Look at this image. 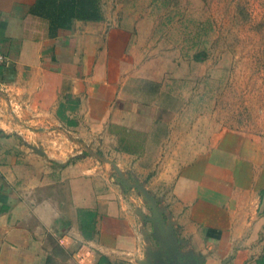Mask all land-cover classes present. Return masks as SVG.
<instances>
[{
	"label": "crops",
	"instance_id": "crops-1",
	"mask_svg": "<svg viewBox=\"0 0 264 264\" xmlns=\"http://www.w3.org/2000/svg\"><path fill=\"white\" fill-rule=\"evenodd\" d=\"M104 1L85 20L63 0H0V264H75L84 243L96 260L148 264L165 248L136 183L183 257L264 264V135L229 130L144 163L128 148L148 131L127 91L129 29L108 23Z\"/></svg>",
	"mask_w": 264,
	"mask_h": 264
},
{
	"label": "rangeland",
	"instance_id": "rangeland-1",
	"mask_svg": "<svg viewBox=\"0 0 264 264\" xmlns=\"http://www.w3.org/2000/svg\"><path fill=\"white\" fill-rule=\"evenodd\" d=\"M103 5L108 23L129 29L124 73L137 77L127 91L145 108L139 122L148 131L128 148L144 163L160 151L193 155L229 130L264 135V0Z\"/></svg>",
	"mask_w": 264,
	"mask_h": 264
},
{
	"label": "water",
	"instance_id": "water-1",
	"mask_svg": "<svg viewBox=\"0 0 264 264\" xmlns=\"http://www.w3.org/2000/svg\"><path fill=\"white\" fill-rule=\"evenodd\" d=\"M35 149V147H32ZM37 150V149H36ZM39 152V150H37ZM116 172L121 176L118 168L114 166ZM124 180V179H123ZM125 181V180H124ZM140 192L143 193L145 198L152 204L156 210V216L150 219L153 223V232L155 239L159 241L160 247H164V251H158L152 254V261L148 264H197L195 258L183 257L178 249V244L175 241L173 230L170 227H165L164 220L161 216V212L157 206L156 200L151 197L148 191L141 184H133ZM182 260V262H181ZM144 264V263H142Z\"/></svg>",
	"mask_w": 264,
	"mask_h": 264
},
{
	"label": "trees",
	"instance_id": "trees-1",
	"mask_svg": "<svg viewBox=\"0 0 264 264\" xmlns=\"http://www.w3.org/2000/svg\"><path fill=\"white\" fill-rule=\"evenodd\" d=\"M67 2L68 11H72L74 17L80 19H94L99 20L101 18L99 0H94L95 6L92 7L91 0H63ZM89 1V2H87ZM89 3V5H88ZM86 218L92 219L94 214L89 211H80ZM81 229L85 235H90V231L93 230V225L85 223L81 225ZM89 233V234H88ZM95 264H114L106 256L100 255L96 260Z\"/></svg>",
	"mask_w": 264,
	"mask_h": 264
},
{
	"label": "built area",
	"instance_id": "built-area-1",
	"mask_svg": "<svg viewBox=\"0 0 264 264\" xmlns=\"http://www.w3.org/2000/svg\"><path fill=\"white\" fill-rule=\"evenodd\" d=\"M4 60H5V57L0 52V65L4 62ZM72 255H73L75 264H95L96 262V256L93 251V247L85 243L79 245L73 251Z\"/></svg>",
	"mask_w": 264,
	"mask_h": 264
}]
</instances>
